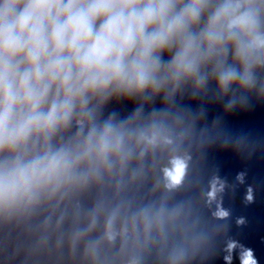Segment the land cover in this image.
Masks as SVG:
<instances>
[{"label":"clouds","instance_id":"1","mask_svg":"<svg viewBox=\"0 0 264 264\" xmlns=\"http://www.w3.org/2000/svg\"><path fill=\"white\" fill-rule=\"evenodd\" d=\"M262 14L264 0H0V218L59 206L71 191L104 175L121 177L133 159L142 165L151 154L165 198L130 216L118 204L102 238L112 243L140 227L149 234L182 224L189 205L169 206L167 198L189 173L192 157L180 147L185 116L171 108L145 114L144 103L160 98L170 105L186 83L195 96L210 79L221 99L235 88L264 100L255 74L264 69ZM137 100L143 103L125 116L104 115L113 101ZM244 103L233 95L224 108ZM246 176L238 172L231 186L215 172L209 177L201 199L213 221L230 219L223 194L246 185ZM242 202H256L252 185ZM97 214L85 234L95 229ZM235 223L242 227L247 219ZM227 231L226 224L213 225V240L226 237L218 260L259 264L254 249ZM205 236L199 234L201 245Z\"/></svg>","mask_w":264,"mask_h":264}]
</instances>
